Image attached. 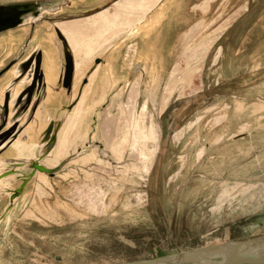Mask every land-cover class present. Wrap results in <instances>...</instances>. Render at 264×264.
Instances as JSON below:
<instances>
[{
    "label": "rangeland",
    "instance_id": "1",
    "mask_svg": "<svg viewBox=\"0 0 264 264\" xmlns=\"http://www.w3.org/2000/svg\"><path fill=\"white\" fill-rule=\"evenodd\" d=\"M40 1L54 2L33 24L0 31V173L16 168L0 178V264H121L264 236V0L0 6ZM54 26L75 59L68 93ZM38 47L56 68L39 89L17 77ZM33 161L53 173L24 182Z\"/></svg>",
    "mask_w": 264,
    "mask_h": 264
},
{
    "label": "water",
    "instance_id": "2",
    "mask_svg": "<svg viewBox=\"0 0 264 264\" xmlns=\"http://www.w3.org/2000/svg\"><path fill=\"white\" fill-rule=\"evenodd\" d=\"M53 2L54 1H40L35 3L0 6V31L21 24L25 22L26 19V21H28L29 18H31L30 21L33 24L34 21L39 19L41 17V14L44 13L42 8L44 7L43 5H47L46 7H51ZM54 31L61 39L64 47L66 48V51H68L67 47L69 45L65 37L61 33L59 27L54 26ZM67 60L68 65L65 68V73L66 75H68L69 81H71V77H73L74 75V61L71 57V54L69 55V58ZM40 61L41 52L37 51L34 57L33 64L30 60L24 61L22 63L21 69H23L21 70V73H25V71L31 68V72H33V79H35L36 75H38L39 81H41L42 73L40 70ZM85 82L86 79H83V83ZM32 88L33 87L28 89L29 93L31 92ZM3 136L4 138L6 137V135L4 134L1 137ZM51 139H55V132L51 135ZM32 168L33 170L28 175H26L25 178H23L24 182L34 173L35 169L50 174L53 173V168L45 167L37 161H33ZM12 171H15V169L13 168L2 171L0 173V178L5 177L6 174L11 173ZM19 191H21V187L20 189H18V191L15 190L14 192H12V194L10 195V203L13 199V196H15V194ZM10 203L5 208V212L8 210ZM262 258H264V236L246 241L222 243L202 249L171 254L162 258H156L152 260L130 261L121 264H244L254 259Z\"/></svg>",
    "mask_w": 264,
    "mask_h": 264
},
{
    "label": "flooded vegetation",
    "instance_id": "3",
    "mask_svg": "<svg viewBox=\"0 0 264 264\" xmlns=\"http://www.w3.org/2000/svg\"><path fill=\"white\" fill-rule=\"evenodd\" d=\"M52 40H54V38H52V36H51V41ZM61 41V40H60ZM54 42V43H53ZM52 43H53V49L55 50V52H56V55H57V57L59 58V60H60V65H59V69H58V80L56 81L57 82V84H58V86L60 85V84H62V87H65L66 88V92L68 93V92H70L71 90H72V85H73V81H72V78L73 77H71V81H69V78H68V75H66V73H65V68H66V66L68 65V58H69V55H70V53L68 52V51H66V48L64 47V45H63V43H62V41H61V44H62V46H63V55H64V62L63 61H61V58H60V56H59V54H58V51H59V47H58V45H57V42H56V40H54ZM40 49H39V47L37 48V50H36V48L32 51V53L28 56V57H24L22 60H20L19 61V63H18V66H19V68H20V73L17 75V77L19 78V81L21 80H23V82L24 81H26V79H29V82H32V84H33V82H35L34 80H36L37 82H40V86H38L37 88L39 89L40 87H44V86H46L45 85V83L43 82V70H41L42 69V67H41V64H42V51H41V61H40V70H41V73H42V75H41V81H39V78H38V75H36V78L35 79H33V72H31V68H29L27 71H25V73L23 72V73H21L22 71V69H21V65H22V63L24 62V61H27V60H30V61H32L31 63L33 64L34 63V56H35V54H36V52L37 51H39ZM36 51V52H35ZM35 52V54L33 55V53ZM69 54V55H68ZM27 56V55H26ZM63 63H64V65H63ZM30 67H31V65H30ZM30 75H31V77H30ZM23 76H26L25 77V80L24 79H22L23 78ZM28 76V77H27ZM16 77V78H17ZM30 78L32 79V81H30ZM62 78V79H61ZM31 87H29V88H27V91H28V89H30ZM25 90V89H24ZM24 90H21V92L18 94V96H20L21 95V93H23V91ZM32 91V90H31ZM25 93V92H24ZM31 94V93H30ZM29 94V95H30ZM31 96V95H30ZM22 98V97H21ZM20 98V99H21ZM6 100H7V98H6ZM29 100H30V98L26 101V103H28L29 102ZM4 104H6V101H4ZM15 165V163L13 164V166ZM12 166V167H13ZM12 167L11 168H5L4 170H2V171H5V170H7V169H12ZM16 169V168H15ZM1 171V172H2Z\"/></svg>",
    "mask_w": 264,
    "mask_h": 264
},
{
    "label": "bare ground",
    "instance_id": "4",
    "mask_svg": "<svg viewBox=\"0 0 264 264\" xmlns=\"http://www.w3.org/2000/svg\"><path fill=\"white\" fill-rule=\"evenodd\" d=\"M62 33V32H61ZM64 36V35H63ZM65 37V36H64ZM66 39V38H65ZM66 41H67V39H66ZM51 56V55H50ZM35 57V56H34ZM42 70V69H41ZM75 70V69H74ZM29 71V70H28ZM44 71H45V78H47V79H52V78H54L55 77V71H56V68H55V65H54V62H53V60H51V59H49V56H46V57H44ZM43 73V72H42ZM13 75H15L14 73H12ZM28 77V76H27ZM30 77H31V75H30ZM62 79V78H61ZM43 82L45 83V81H44V76H43ZM6 87V86H5ZM9 87H6V88H4V87H2L1 89L2 90H0V92H1V94H0V101H2L3 100V97H5L4 98V101H6V98H7V92H6V90L8 89ZM20 91V88H18V89H16L15 90V93L16 94H18V92ZM20 93V92H19ZM12 96H14L13 94L11 95V98H12ZM8 101H10V100H8ZM3 102V101H2ZM1 102V103H2ZM7 102V101H6ZM13 102V99H11V101L9 102V103H12ZM1 105V104H0ZM10 122V121H9ZM8 122V123H9ZM29 132H31V131H29ZM30 135V134H29ZM2 145V144H1ZM5 145V144H4Z\"/></svg>",
    "mask_w": 264,
    "mask_h": 264
},
{
    "label": "crops",
    "instance_id": "5",
    "mask_svg": "<svg viewBox=\"0 0 264 264\" xmlns=\"http://www.w3.org/2000/svg\"><path fill=\"white\" fill-rule=\"evenodd\" d=\"M67 43H68V41H67ZM68 45H69V43H68ZM52 48H54L53 46H52ZM70 50H71V47H70ZM72 53V52H71ZM73 56V55H72ZM42 70H43V76H44V81H45V85H47V82H46V76H45V71H44V54H43V51H42ZM74 61V69H75V59L73 60ZM57 62H58V69H59V65H60V60H59V58L57 57ZM74 72H75V70H74ZM74 76V75H73ZM55 80L57 81L58 80V71H57V74H56V78H55ZM56 81H55V83H56ZM55 86H56V84H55ZM45 88H46V86H45ZM45 91V90H44ZM44 94L46 95V91L44 92Z\"/></svg>",
    "mask_w": 264,
    "mask_h": 264
}]
</instances>
